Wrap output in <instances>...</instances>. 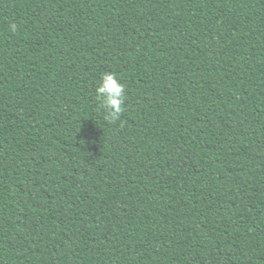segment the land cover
Masks as SVG:
<instances>
[{"label": "trees", "instance_id": "trees-1", "mask_svg": "<svg viewBox=\"0 0 264 264\" xmlns=\"http://www.w3.org/2000/svg\"><path fill=\"white\" fill-rule=\"evenodd\" d=\"M0 264H264V0H0Z\"/></svg>", "mask_w": 264, "mask_h": 264}, {"label": "clouds", "instance_id": "clouds-1", "mask_svg": "<svg viewBox=\"0 0 264 264\" xmlns=\"http://www.w3.org/2000/svg\"><path fill=\"white\" fill-rule=\"evenodd\" d=\"M18 25L9 21L8 30L15 33ZM95 97L105 111V120L109 123L120 120L126 99L125 85L114 72H104L95 88Z\"/></svg>", "mask_w": 264, "mask_h": 264}]
</instances>
